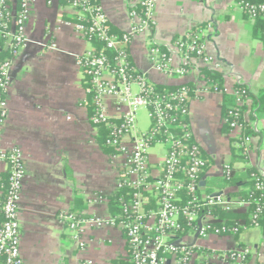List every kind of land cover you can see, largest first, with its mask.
Masks as SVG:
<instances>
[{"label":"crops","instance_id":"1","mask_svg":"<svg viewBox=\"0 0 264 264\" xmlns=\"http://www.w3.org/2000/svg\"><path fill=\"white\" fill-rule=\"evenodd\" d=\"M237 1L158 0L153 28L135 36L129 49L135 69L150 82L196 84L201 79L197 67L184 77L156 71L149 59V47L152 41L168 44L197 25L212 26L206 47L211 57L221 61L225 91L190 101L194 140L208 162L200 193L206 197L222 191L221 196L235 202L231 210L215 209L211 221L246 227L236 235L198 238L194 233L189 240L202 250L192 264H234L216 254L238 246L251 248L250 261L255 264L264 251L263 226H249L252 206L239 204L253 189L252 172L264 175V39L256 22L238 9ZM98 3L115 30L124 33L131 28V11L137 10L138 0ZM74 15L68 2L35 0L26 23V44L13 63L1 145L20 148L25 163L19 201L21 255L24 264H78L85 258L92 259V264H130L125 236L118 226L87 227L82 238L88 246L81 252L61 218L75 212L109 219L111 198L118 192L119 162L112 160L97 141L98 128L83 104L87 89L79 59L94 48L70 25L76 21ZM238 81L249 91L244 106L251 137L247 156L238 150V134L223 120L227 108L235 103ZM104 101L114 120L127 111L117 97ZM156 147L160 152L150 154V158L160 163L166 152L162 146L152 149ZM7 173L8 163L0 161V181ZM2 194L0 190V199ZM253 227L259 228L260 237L254 245L240 236ZM165 264L175 263L168 259Z\"/></svg>","mask_w":264,"mask_h":264},{"label":"built area","instance_id":"2","mask_svg":"<svg viewBox=\"0 0 264 264\" xmlns=\"http://www.w3.org/2000/svg\"><path fill=\"white\" fill-rule=\"evenodd\" d=\"M0 0V35L6 37L5 49L10 57L0 63V161L8 163V180L2 202L4 221L0 225V264H24L20 250L21 223L19 201L25 177V163L18 147L1 145L2 124L7 116V95L12 82V68L20 49L26 44L25 28L35 0ZM158 0H138L139 10L133 9V23L124 33L110 28L108 17L98 0H68L75 11L76 21L70 23L75 32L90 42L95 36L108 49L117 52L112 67L104 53L94 49L80 57L79 65L89 78L93 93L94 125L104 124L109 129L106 146L112 149L110 156L119 162L117 190L121 214L109 219L79 215L75 212L61 216L68 226L72 242L81 252L87 242L82 238L87 227L118 226L126 240L130 264H165L171 259L175 264H192L200 246L189 240L211 235H236L246 225L211 221L214 210H231L232 200L219 196H202V174L208 162L203 149L194 140L189 121L190 101L217 91L212 82L199 80L194 87L181 84L173 91L160 94L146 75L131 65L132 39L153 28ZM237 7L254 22L264 20V0H238ZM211 24L197 25L165 44L152 41L149 59L154 69L168 76H186L192 67L219 71L221 61L207 52L206 36ZM264 39V28L261 29ZM137 90H134V87ZM238 81L235 87V103L224 115V123L238 134V150L247 156L251 144L247 133L248 122L244 106L247 90ZM106 97H117L127 106L119 120L110 117L105 105ZM149 112L150 126L140 131L136 116L140 109ZM154 146L165 149L164 159L152 162L150 150ZM227 177L230 167H226ZM253 189L247 199L239 204L252 206L249 226L259 224L264 214V175L252 172ZM1 180V179H0ZM4 187L0 183V190ZM217 257L234 264H252V250L248 246L234 247ZM90 258L78 264H92ZM264 264V251L258 254V262Z\"/></svg>","mask_w":264,"mask_h":264},{"label":"trees","instance_id":"3","mask_svg":"<svg viewBox=\"0 0 264 264\" xmlns=\"http://www.w3.org/2000/svg\"><path fill=\"white\" fill-rule=\"evenodd\" d=\"M63 2H68V0H62ZM257 1V0H255ZM17 8H20V0L17 1ZM137 10H139V8H137ZM257 30H261L264 28V20H259L257 23ZM110 28L113 32L115 33H121L118 32L117 30H115L113 28V26H111L110 24ZM180 36V35H179ZM179 36H176L174 39L178 38ZM173 39V40H174ZM5 42H6V37L3 35H0V63L3 62L4 60L8 59L10 57L8 49H5ZM91 43L93 44V48L95 53L99 54V53H104L113 68H115V63H114V57L117 55V52L113 49H108L105 47L104 42L101 41L99 38L93 36ZM129 61L131 63V65H133L131 57L129 58ZM84 76H85V87L87 89V97L86 99L83 101V104L87 106L89 112H90V119L91 116L93 115L94 112V103H93V93L90 91V82H89V78L86 76V72L85 70H83ZM200 76L202 77V79L207 80L208 82H212V85L214 88H221L223 87V75L220 71H216V70H212L209 68H201L200 71ZM185 85L191 86L192 88L194 87V84L192 83H184ZM156 87V91L160 94H164L166 92H171L173 91L176 87L180 86L181 84L178 85H160V84H155ZM241 87H244L247 90V96L249 95V91L248 88L244 85H242ZM95 127L98 128V135H97V141L99 142V144L101 145V147L104 149L105 152L107 153H112V149L106 146V139L108 137L109 134V129L106 128V126L104 124H97L94 125ZM249 126L247 127V133L249 134ZM8 173L5 174L4 179H2V181H0V183L4 184V187H2L1 191L3 192L1 199H0V218H1V223L4 221V215L1 209L2 206V202L4 201L5 198V188L7 185V180H8ZM121 197V193L117 192L115 194V196L113 198H111V213L112 215H120L121 214V207H120V202L119 199ZM259 224H261L264 228V214L262 215L261 219L259 220Z\"/></svg>","mask_w":264,"mask_h":264},{"label":"rangeland","instance_id":"4","mask_svg":"<svg viewBox=\"0 0 264 264\" xmlns=\"http://www.w3.org/2000/svg\"><path fill=\"white\" fill-rule=\"evenodd\" d=\"M136 120H137V125L140 131H145L149 128L150 126V119L148 116V112L146 109H140L137 113L136 116ZM160 152V148L156 147L152 150H150V154L151 155H157ZM241 237H245L247 243L249 244H256L260 242V237H259V228L257 227H253L251 229H249L248 231H245L242 235H240Z\"/></svg>","mask_w":264,"mask_h":264},{"label":"water","instance_id":"5","mask_svg":"<svg viewBox=\"0 0 264 264\" xmlns=\"http://www.w3.org/2000/svg\"><path fill=\"white\" fill-rule=\"evenodd\" d=\"M221 194H223V192L222 191H219V192L212 193L211 196H219Z\"/></svg>","mask_w":264,"mask_h":264}]
</instances>
